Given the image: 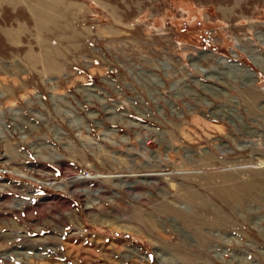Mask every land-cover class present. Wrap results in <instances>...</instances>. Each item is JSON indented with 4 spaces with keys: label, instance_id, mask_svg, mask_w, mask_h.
<instances>
[{
    "label": "rangeland",
    "instance_id": "rangeland-1",
    "mask_svg": "<svg viewBox=\"0 0 264 264\" xmlns=\"http://www.w3.org/2000/svg\"><path fill=\"white\" fill-rule=\"evenodd\" d=\"M76 3L0 17V264H264V0Z\"/></svg>",
    "mask_w": 264,
    "mask_h": 264
},
{
    "label": "crops",
    "instance_id": "crops-1",
    "mask_svg": "<svg viewBox=\"0 0 264 264\" xmlns=\"http://www.w3.org/2000/svg\"><path fill=\"white\" fill-rule=\"evenodd\" d=\"M34 1L35 0H0V17L2 15L6 17L7 15H9V14L12 15L13 13H18V14L19 13H26L30 17V13H31L30 10H32L31 7H32L33 3H35ZM65 1L68 3H74V8H72L71 10H68L67 16H71L75 19L76 15H78L77 3H76L77 0H65ZM30 4H31V6H30ZM72 11H75V12L73 13ZM5 17H4V20L2 19L3 24L0 22L1 23V25H0V54L3 53L4 50L11 54L13 52H10V51L13 50L14 46H18L21 43H22L21 46L23 45V41H24L25 36H24V34L20 35L18 40L11 41L8 38V36H6L5 34H2L1 27H7V29L18 30L21 27L20 25L24 24V26L26 27L27 23H24V22L20 23V22L16 21V22H13L10 24V23H8L9 22L8 20L7 21L5 20ZM71 19L72 18H70V22H67L68 25H63L61 22L58 25L49 26V27H69L68 32H66L65 29L59 28V29H55V31L49 32V33H53V34L57 33L58 34V40L65 42L67 44L66 48L77 49L78 28H77V26L72 24ZM8 27H19V28H8ZM29 27H33V25H31ZM44 42H46V40H44ZM51 48H52L53 56H55V59H56L55 63H57L58 65L63 64L64 63L63 60H65V59L63 58L62 49L61 48H57V49L54 48L53 49V47H51ZM27 49H28V51L25 53V55L27 53H29V47H27ZM25 55L22 56L23 59H24ZM56 55H58V56H56Z\"/></svg>",
    "mask_w": 264,
    "mask_h": 264
},
{
    "label": "bare ground",
    "instance_id": "bare-ground-1",
    "mask_svg": "<svg viewBox=\"0 0 264 264\" xmlns=\"http://www.w3.org/2000/svg\"><path fill=\"white\" fill-rule=\"evenodd\" d=\"M34 2L35 3H33L32 7H31L32 10H30L31 11L30 15L32 17V20L36 21L35 27H49L51 25H58V23H59L58 20L61 21L63 16L65 19L66 18L65 14L67 15L68 10H71L72 8H74V3H68L65 0H35ZM41 2H42V4H41ZM30 6H31V4H30ZM57 29H59V28L57 27ZM43 30H45V29H43ZM47 30H50V29H47ZM1 31H2V34H5L6 36H8V38L11 41L14 40L15 31H12L11 29L5 30L3 28H1ZM52 31H55V29H52L50 32H52ZM39 33H41V32H39ZM42 33H43V31H42ZM44 55H45V57H47L48 60L53 61L52 67L54 68L56 59H55V56H53L52 48H46ZM56 56H58V55H56ZM33 58H36V56L34 54L32 56H27L28 61L33 60ZM28 61H26V62L28 63ZM36 64H38V63H36ZM45 67L47 69L49 68L53 71V69L49 66L48 63H45ZM232 194H230L229 196H232Z\"/></svg>",
    "mask_w": 264,
    "mask_h": 264
}]
</instances>
